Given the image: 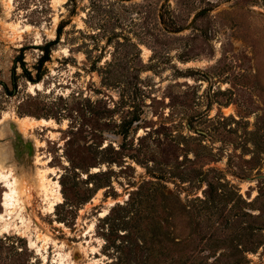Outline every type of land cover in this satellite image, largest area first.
Listing matches in <instances>:
<instances>
[{
    "label": "rangeland",
    "instance_id": "374dc122",
    "mask_svg": "<svg viewBox=\"0 0 264 264\" xmlns=\"http://www.w3.org/2000/svg\"><path fill=\"white\" fill-rule=\"evenodd\" d=\"M0 217V264H264V0H0Z\"/></svg>",
    "mask_w": 264,
    "mask_h": 264
},
{
    "label": "flooded vegetation",
    "instance_id": "af4514ba",
    "mask_svg": "<svg viewBox=\"0 0 264 264\" xmlns=\"http://www.w3.org/2000/svg\"><path fill=\"white\" fill-rule=\"evenodd\" d=\"M9 134V149L5 152V156L3 157L5 160V165L8 167H12L15 171H19L21 167L24 168H33L34 159L36 155V148L34 143L24 138L22 142L13 134V129L9 125L8 127Z\"/></svg>",
    "mask_w": 264,
    "mask_h": 264
},
{
    "label": "water",
    "instance_id": "95a60500",
    "mask_svg": "<svg viewBox=\"0 0 264 264\" xmlns=\"http://www.w3.org/2000/svg\"><path fill=\"white\" fill-rule=\"evenodd\" d=\"M205 10L197 13L192 21L191 24L189 25V27L197 20V18L201 15V13H203ZM9 125L11 126V128L13 129V134H15V136L19 139L20 142H22L24 140V138L22 137V135L20 134V132L17 129V125L14 122H10Z\"/></svg>",
    "mask_w": 264,
    "mask_h": 264
},
{
    "label": "bare ground",
    "instance_id": "6f19581e",
    "mask_svg": "<svg viewBox=\"0 0 264 264\" xmlns=\"http://www.w3.org/2000/svg\"><path fill=\"white\" fill-rule=\"evenodd\" d=\"M2 164V163H1ZM8 179V178H7ZM14 182V181H13ZM20 182V181H19ZM61 193V192H60ZM13 196H11L10 194L7 193V195L5 196V199H8V198H12ZM6 204V202H4ZM4 205V204H3ZM1 218V217H0Z\"/></svg>",
    "mask_w": 264,
    "mask_h": 264
},
{
    "label": "trees",
    "instance_id": "16d2710c",
    "mask_svg": "<svg viewBox=\"0 0 264 264\" xmlns=\"http://www.w3.org/2000/svg\"><path fill=\"white\" fill-rule=\"evenodd\" d=\"M47 57H48V56L46 55L45 57L42 58L41 61H42V62L46 61V60H47Z\"/></svg>",
    "mask_w": 264,
    "mask_h": 264
}]
</instances>
